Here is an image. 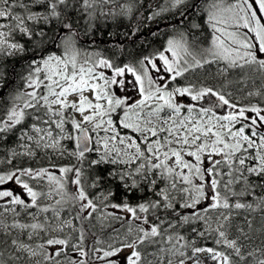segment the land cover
<instances>
[{
	"label": "snow or ice",
	"instance_id": "1",
	"mask_svg": "<svg viewBox=\"0 0 264 264\" xmlns=\"http://www.w3.org/2000/svg\"><path fill=\"white\" fill-rule=\"evenodd\" d=\"M166 4L0 0V264H264V0ZM142 6L159 48L82 40Z\"/></svg>",
	"mask_w": 264,
	"mask_h": 264
},
{
	"label": "trees",
	"instance_id": "2",
	"mask_svg": "<svg viewBox=\"0 0 264 264\" xmlns=\"http://www.w3.org/2000/svg\"><path fill=\"white\" fill-rule=\"evenodd\" d=\"M152 4L154 7L151 10H159V7H166V0H144V5ZM149 10L144 6L139 9V12L131 19L125 18L117 21L108 20L101 21L100 30L95 32L93 36H82L83 41L89 39L95 40L93 48L99 47L111 54L116 50V41H119L125 49L124 55L129 52L140 54L141 52L151 51L159 48L167 35L174 31L173 25L176 24L177 16L172 12H164L153 21H145L143 16L148 15ZM142 13L143 15H140ZM139 26V31L136 35L129 37L133 28ZM156 35H153V33ZM87 47L88 45L85 44ZM31 53L25 54L23 57H16L9 59L6 62V71L8 73L7 82L4 88L0 90V105L9 99L7 93L13 89L14 86L20 84L19 73L26 66L31 59Z\"/></svg>",
	"mask_w": 264,
	"mask_h": 264
},
{
	"label": "rangeland",
	"instance_id": "3",
	"mask_svg": "<svg viewBox=\"0 0 264 264\" xmlns=\"http://www.w3.org/2000/svg\"><path fill=\"white\" fill-rule=\"evenodd\" d=\"M237 95H239V94L237 93ZM4 187H11V185H5ZM16 191H17V192H20V189L17 187V188H16Z\"/></svg>",
	"mask_w": 264,
	"mask_h": 264
}]
</instances>
